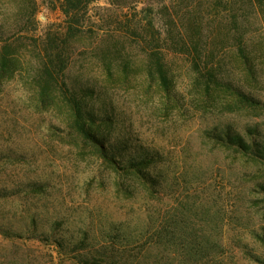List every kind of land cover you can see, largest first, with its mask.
Here are the masks:
<instances>
[{
  "label": "rangeland",
  "instance_id": "1",
  "mask_svg": "<svg viewBox=\"0 0 264 264\" xmlns=\"http://www.w3.org/2000/svg\"><path fill=\"white\" fill-rule=\"evenodd\" d=\"M200 15L209 21L202 45L182 49L179 31L195 37ZM68 24L51 0H0V264H81L78 256L116 245L114 224L159 215L171 224L177 213L216 231L220 255L202 264H262L249 253L264 261V0L125 9L96 0L77 30ZM59 50L68 85L107 119L97 135L126 141L124 152L147 149L141 168L154 187L138 171L109 167L77 132L47 71ZM155 50L169 89L151 65ZM226 133L250 150L215 138Z\"/></svg>",
  "mask_w": 264,
  "mask_h": 264
},
{
  "label": "trees",
  "instance_id": "2",
  "mask_svg": "<svg viewBox=\"0 0 264 264\" xmlns=\"http://www.w3.org/2000/svg\"><path fill=\"white\" fill-rule=\"evenodd\" d=\"M96 0H51L54 9H59L69 21L68 31L77 30V24H80L82 19L89 16L90 6ZM148 2L151 0H108L111 5L120 9H125L132 4H140V2ZM30 5L36 6V0H29ZM164 8L167 5L164 4ZM152 9V8H150ZM35 11L33 12V14ZM192 30H196L195 37H189V32L184 35L179 47L188 50L193 48L198 50L202 45L200 35L208 24V20L203 15L192 18ZM237 19L232 20L233 25H236ZM235 22V23H234ZM149 24L151 21L148 22ZM190 26V28H191ZM233 27L234 36L236 30ZM171 33L173 28L169 26ZM59 38L55 36L50 39L55 43ZM235 39V38H234ZM61 49V48H60ZM52 54V55H51ZM153 61L151 65L157 67V76L162 81L166 89L170 88V78L165 70V61L162 55L155 50L153 52ZM68 59L63 58L62 51H55L48 54L47 71L50 72L51 78L54 79L59 91L63 94L68 104L72 108L74 120L73 126L77 132L82 135V138L88 142H92L98 148L100 156L104 162L113 169H123L127 173L138 171L143 177L144 182L152 188L155 184V179L149 177L141 167L151 160L152 154L147 149L134 148L123 151V146L127 144L120 139L110 138L109 135L99 133L97 135L94 126L107 121L106 118L97 117L85 103V95L78 93L71 88L65 80V71L67 69ZM111 72V70H109ZM112 73V72H111ZM217 141L225 145L235 146L240 150L247 152L250 150L240 135H231L226 133L225 136L220 135L215 137ZM99 146V147H98ZM126 148V147H125ZM140 150V151H139ZM183 209V208H182ZM182 211V210H181ZM184 214H174L171 219L173 222L168 224L166 216H158L153 221L152 216L148 217V221L141 223L140 220L132 227L125 222L114 224L118 240L113 247L104 245L98 246V250L105 249L101 255L78 256L77 260L81 264H202L205 258L216 257L220 254L222 245L220 241L214 239V230H206L202 228L191 227L187 222L188 218ZM86 236V235H85ZM81 244H85V237L80 240ZM109 248V249H108ZM170 249L175 258L184 256L185 259H177L175 263L168 262L165 252ZM256 261L264 264L260 257L249 253ZM209 260V259H208Z\"/></svg>",
  "mask_w": 264,
  "mask_h": 264
}]
</instances>
